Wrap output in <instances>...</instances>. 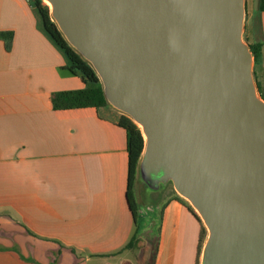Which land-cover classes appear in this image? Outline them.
<instances>
[{
    "label": "water",
    "instance_id": "water-1",
    "mask_svg": "<svg viewBox=\"0 0 264 264\" xmlns=\"http://www.w3.org/2000/svg\"><path fill=\"white\" fill-rule=\"evenodd\" d=\"M48 1L108 103L142 130L137 180L171 186L200 217V264H264V98L247 0Z\"/></svg>",
    "mask_w": 264,
    "mask_h": 264
},
{
    "label": "crops",
    "instance_id": "crops-1",
    "mask_svg": "<svg viewBox=\"0 0 264 264\" xmlns=\"http://www.w3.org/2000/svg\"><path fill=\"white\" fill-rule=\"evenodd\" d=\"M259 6L247 0L250 43H264ZM1 31L13 40L7 50L0 38V264H134L127 130L93 106L54 108V92L85 83L63 69L31 0H0ZM254 71L264 91V45ZM161 187L137 196L140 264H197L203 224Z\"/></svg>",
    "mask_w": 264,
    "mask_h": 264
},
{
    "label": "trees",
    "instance_id": "trees-1",
    "mask_svg": "<svg viewBox=\"0 0 264 264\" xmlns=\"http://www.w3.org/2000/svg\"><path fill=\"white\" fill-rule=\"evenodd\" d=\"M36 12L38 13L45 33L50 37L53 43L61 50L67 59V65L63 69L67 70L69 74L80 76L85 83V87L81 89L62 90L54 92L52 95V102L55 109H68L93 106L99 112L108 114L115 121L127 130V148L129 153V178H128V201L130 209L134 216L135 230L123 249L140 250L144 248L143 240L139 236L140 229V205L137 199L135 190L138 163L142 152L144 150L145 138L141 128L127 115L115 110L108 103L102 83L98 74L92 65L86 61L66 40L62 32L59 30L57 24L50 15V8L45 4L44 0H31ZM259 9L264 11V0H260ZM0 38L5 40L7 50L12 48L13 32H0ZM247 40V39H246ZM248 41V40H247ZM249 42V41H248ZM250 43V42H249ZM263 42L250 43L251 50L254 54L255 64L260 62L263 55ZM258 83V82H257ZM259 91L262 98H264V91L258 84ZM179 198H181L179 196ZM189 207V209L199 218L198 214L192 206L183 198H181ZM202 223V221H201ZM203 224V223H202ZM207 235V230L203 224L201 231V244L199 248V259L197 264H200V255L204 240ZM146 264H152L148 261Z\"/></svg>",
    "mask_w": 264,
    "mask_h": 264
},
{
    "label": "rangeland",
    "instance_id": "rangeland-1",
    "mask_svg": "<svg viewBox=\"0 0 264 264\" xmlns=\"http://www.w3.org/2000/svg\"><path fill=\"white\" fill-rule=\"evenodd\" d=\"M45 2V1H44ZM45 4H47L45 2ZM48 5V4H47ZM50 8V7H49ZM135 190H136V193H137V196L140 200L141 203H146L147 201V194H146V191H151L150 189H147L145 190L142 186V184L136 180V185H135ZM152 197V196H150ZM144 248H141L140 250H136L133 254V258H132V261L134 262V264H140V262H142L143 260V254H144V249H145V246L143 245ZM132 253V252H131ZM148 256V254H147ZM201 257V255H200ZM147 258V257H146Z\"/></svg>",
    "mask_w": 264,
    "mask_h": 264
},
{
    "label": "flooded vegetation",
    "instance_id": "flooded-vegetation-1",
    "mask_svg": "<svg viewBox=\"0 0 264 264\" xmlns=\"http://www.w3.org/2000/svg\"><path fill=\"white\" fill-rule=\"evenodd\" d=\"M163 187L159 188L158 190H162ZM151 193V191H146L147 196ZM151 196V195H150Z\"/></svg>",
    "mask_w": 264,
    "mask_h": 264
},
{
    "label": "bare ground",
    "instance_id": "bare-ground-1",
    "mask_svg": "<svg viewBox=\"0 0 264 264\" xmlns=\"http://www.w3.org/2000/svg\"><path fill=\"white\" fill-rule=\"evenodd\" d=\"M45 2L48 4V6H50V7H51V3H50V1H48V0H45Z\"/></svg>",
    "mask_w": 264,
    "mask_h": 264
}]
</instances>
